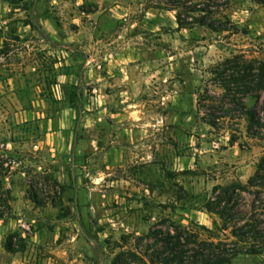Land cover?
<instances>
[{
    "label": "rangeland",
    "instance_id": "obj_1",
    "mask_svg": "<svg viewBox=\"0 0 264 264\" xmlns=\"http://www.w3.org/2000/svg\"><path fill=\"white\" fill-rule=\"evenodd\" d=\"M262 62L255 0H0V178L13 197L0 264H160L169 248L156 237L168 232L186 256L264 264L206 209L264 158V131L248 134L243 118L244 106L262 114L264 91L247 90L257 101L233 87L232 100L218 72ZM122 100L133 131L120 147L112 117L90 129L85 117Z\"/></svg>",
    "mask_w": 264,
    "mask_h": 264
},
{
    "label": "trees",
    "instance_id": "obj_2",
    "mask_svg": "<svg viewBox=\"0 0 264 264\" xmlns=\"http://www.w3.org/2000/svg\"><path fill=\"white\" fill-rule=\"evenodd\" d=\"M259 4H264V0H255ZM204 12L205 10H200ZM201 25H208L209 28L218 32L224 31L225 28L217 26L214 23L207 24L204 20H200ZM233 60H228L226 63H230ZM218 77L222 79L220 85L227 97L232 96L234 100L233 87L245 88L243 92L245 97L255 99L259 101L261 99V93L250 96L247 90H252L251 86H255V89L264 91V62L260 63L258 68H254L252 63L244 66H232L229 71L218 72ZM205 100L213 102L212 96L201 95L199 102ZM243 104V103H242ZM243 118L247 123V133L250 135H258L264 131V100L262 114L255 111L253 108H246L244 106ZM230 109L226 110L222 115L218 116L210 122H207L212 127H216L220 121L231 119ZM217 120V121H216ZM259 129L258 132H252L253 128ZM243 192H247L251 196L250 204L242 206L235 200L236 197L240 198ZM13 197L11 189L8 188L4 182V179L0 178V220L7 217L12 212ZM213 205V206H210ZM209 212H213L218 215L223 224L224 230H230L232 236L236 239L235 245L243 244L244 249H247V254H261L264 252V158L262 159L256 173L249 179L247 185L232 184L224 189V197L219 199L215 204H209L206 207ZM186 237V236H185ZM188 239V237H186ZM182 237L179 234L172 235L168 232L161 237H156L157 243L168 246L169 251L167 256L160 260V264H183V259L186 257L188 260H195L200 264H226L230 261L231 257H234L238 252L231 254V257H227L223 252H215L214 250L206 253L201 251H195L192 249L193 254L186 256L182 251L183 243H181ZM189 241V240H188ZM189 243V242H187ZM195 243H198L197 241ZM202 244V242L200 243ZM203 245L214 247V244L203 243ZM220 245V244H219ZM219 245L215 246V249L219 250ZM7 249L10 252H18L17 248L9 242ZM195 262H193L194 264ZM114 264H117L116 262Z\"/></svg>",
    "mask_w": 264,
    "mask_h": 264
},
{
    "label": "crops",
    "instance_id": "obj_3",
    "mask_svg": "<svg viewBox=\"0 0 264 264\" xmlns=\"http://www.w3.org/2000/svg\"><path fill=\"white\" fill-rule=\"evenodd\" d=\"M101 80L103 82L105 80V77L101 78ZM130 107L131 105L129 103H124V100H122L121 105L117 106L116 108H109L105 104H101L99 106H96L95 108L88 106L86 108V111H90L91 114L85 117L86 121L88 122L87 127H89V129L92 128V123L95 125L96 123H104L107 115L108 117H112L114 119L112 127H115L117 130V132H115L117 133V135L113 138L115 145L120 147L124 146L125 142H128L129 138L132 137L131 135L133 131L131 128V123H125L126 121L131 119L132 116ZM67 113H69L70 118H77V110L75 108L68 109ZM100 129L104 130L105 133H107L104 126L100 127ZM89 137L91 139V142H97L98 145H102V139H104L105 136L100 134L97 136L96 140L92 139L90 135Z\"/></svg>",
    "mask_w": 264,
    "mask_h": 264
}]
</instances>
